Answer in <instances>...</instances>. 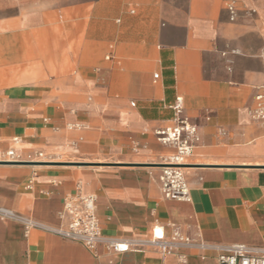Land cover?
I'll list each match as a JSON object with an SVG mask.
<instances>
[{"label": "crops", "instance_id": "1", "mask_svg": "<svg viewBox=\"0 0 264 264\" xmlns=\"http://www.w3.org/2000/svg\"><path fill=\"white\" fill-rule=\"evenodd\" d=\"M227 1L0 0V207L56 227L81 183L106 237L148 238L159 225L209 245L264 247V132L249 117L264 83V0H236L233 22ZM177 98L199 138L182 170L188 201L163 198L157 167L172 149L154 131L173 124ZM218 255L91 252L0 219V264Z\"/></svg>", "mask_w": 264, "mask_h": 264}, {"label": "built area", "instance_id": "2", "mask_svg": "<svg viewBox=\"0 0 264 264\" xmlns=\"http://www.w3.org/2000/svg\"><path fill=\"white\" fill-rule=\"evenodd\" d=\"M236 2V0L226 2V11L232 22L237 17ZM259 59L264 70V45L260 50ZM172 110L173 124L154 131L157 142L172 149V153L161 157L157 164L160 169L159 182L164 199L188 201L189 190L182 170L189 167L186 161L193 157L199 138L196 125L182 115L181 98L175 100ZM249 117L260 124L264 132V83L254 97V107L249 112ZM6 156L13 158V151L6 152ZM59 217L63 220L62 225L48 227L0 207V219L20 223L25 233L35 228L42 229L65 241L77 243L91 252L99 245H103L107 250L117 254L152 249L166 256L179 248H186L199 253L208 250L217 252L219 264H264V247H249L242 244L209 245L199 238L183 235L176 228L167 236L164 228L159 225L152 227L148 238L106 237L98 222L96 197L83 193L81 183L73 193L64 196Z\"/></svg>", "mask_w": 264, "mask_h": 264}, {"label": "rangeland", "instance_id": "3", "mask_svg": "<svg viewBox=\"0 0 264 264\" xmlns=\"http://www.w3.org/2000/svg\"><path fill=\"white\" fill-rule=\"evenodd\" d=\"M72 19H74V17H72ZM51 24H53V23H51Z\"/></svg>", "mask_w": 264, "mask_h": 264}]
</instances>
